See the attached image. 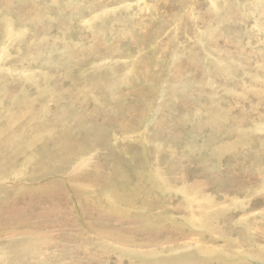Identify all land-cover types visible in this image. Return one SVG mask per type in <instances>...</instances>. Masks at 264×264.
Wrapping results in <instances>:
<instances>
[{
	"label": "rangeland",
	"instance_id": "rangeland-1",
	"mask_svg": "<svg viewBox=\"0 0 264 264\" xmlns=\"http://www.w3.org/2000/svg\"><path fill=\"white\" fill-rule=\"evenodd\" d=\"M0 255L264 264V0H0Z\"/></svg>",
	"mask_w": 264,
	"mask_h": 264
},
{
	"label": "bare ground",
	"instance_id": "bare-ground-1",
	"mask_svg": "<svg viewBox=\"0 0 264 264\" xmlns=\"http://www.w3.org/2000/svg\"><path fill=\"white\" fill-rule=\"evenodd\" d=\"M98 39H99V38H98ZM99 40H100V39H99ZM99 40H98V41H99ZM96 43H100V41H99V42H96ZM78 103H79V102H78ZM80 103H81V101H80ZM81 113H82V112H81ZM88 117H89V116H88ZM88 117H87V118H88ZM92 117H93V116H92ZM79 119H80V118H79ZM94 119H96V118H93V120H94ZM88 121H89V120H88ZM84 122H85V121H84ZM89 122H91V121H89ZM99 123H100V122H99ZM76 124H77V123H76ZM81 124H82V123H81ZM87 124H89V123H87ZM92 124H93V123H92ZM77 127H78V126H77ZM93 127H94V125H93ZM95 128H96V127H95ZM95 128H94V129H95ZM102 129H103V128H102ZM102 129H101V130H102ZM101 130H100V131H101ZM71 131H72V130H71ZM71 131H70V132H71ZM103 132H104V130H103ZM73 133H74V132H73ZM73 133H72V134H73ZM96 133H97V130H96ZM97 134H98V133H97ZM86 135H87V134H86ZM99 137H100V136H99ZM62 138H63V136H62ZM74 138H75V137H74ZM92 138H93V137H92ZM98 139H99V138H98ZM98 139H97V140H98ZM60 141H61V140H60ZM73 143H74V142H73ZM77 145H78V144H77ZM72 147H73V146H72ZM82 148L84 149V147H82ZM68 152H69V151H68ZM111 164H112V163H111ZM113 165H114V164H113ZM115 166H116V165H115ZM113 172H114V171H113ZM114 185H115V184H114ZM115 186H117V185H115ZM116 189H117V188H116ZM193 199H194V198H193ZM203 203L205 204V202H203ZM189 204H190V203H189ZM208 204H210V203H208ZM92 208H93V207H92ZM94 209H96V208L94 207ZM45 257H47V256H45ZM48 257H49V256H48ZM5 263H6V256H5V255H4V256H1V255H0V264H5Z\"/></svg>",
	"mask_w": 264,
	"mask_h": 264
}]
</instances>
